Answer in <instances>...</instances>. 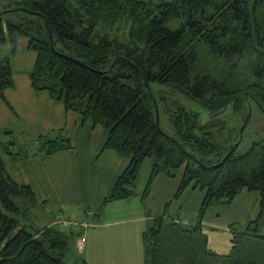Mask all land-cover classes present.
I'll return each instance as SVG.
<instances>
[{"label":"trees","instance_id":"16d2710c","mask_svg":"<svg viewBox=\"0 0 264 264\" xmlns=\"http://www.w3.org/2000/svg\"><path fill=\"white\" fill-rule=\"evenodd\" d=\"M21 11L32 18L24 16L21 23L5 18ZM114 29H123L127 38L111 37ZM25 37L36 55L32 92L48 93L66 112L77 113L83 125L104 128V150L129 159L104 205L136 195L147 158H155L150 184L165 169L184 166L175 197L190 187L205 191L199 224L167 225L168 208L156 217L155 226L142 235L144 264H214L220 257L226 264H264V139L256 135L260 140L240 149L252 112L239 138L248 103L264 112V0H22L18 7L0 10V46L9 43L15 54ZM245 57L257 59L253 80L246 84L238 76ZM209 59L216 68L204 67ZM221 64L226 69L219 70ZM165 87L216 114L213 120L203 123L198 111L176 99L168 103L159 91ZM16 89L11 59H0V99L13 112L6 92ZM221 108L243 116L241 128H231L224 143L217 139V132L226 129L219 123L225 119L218 120ZM162 113L169 116L172 135L162 129ZM41 139V157L74 149L61 133ZM14 141L0 143V264H68L69 239L76 243L85 235L87 242V231L104 224L95 221L96 214L94 220L66 215L64 207L50 225L34 232L22 226L14 216L22 211L15 197L37 204V196L8 171L9 161L28 160ZM245 189L261 194L260 210L245 231L230 226L231 252L223 258L207 248L204 216L215 203L232 204ZM72 221L93 225L86 229Z\"/></svg>","mask_w":264,"mask_h":264},{"label":"rangeland","instance_id":"374dc122","mask_svg":"<svg viewBox=\"0 0 264 264\" xmlns=\"http://www.w3.org/2000/svg\"><path fill=\"white\" fill-rule=\"evenodd\" d=\"M21 2L22 0H0V10H11L18 7ZM24 16L32 18L22 11L5 14L6 19L15 23L25 22ZM109 32L111 37L127 38V32L123 29H114ZM19 47L18 52L13 54L9 43L0 46V59H11L14 78L17 81L19 92H21V94L17 91L12 93L11 104H13L14 112L7 105L3 106L0 103V143L8 145L9 142L15 140L14 142L17 143L15 150L20 147L28 156V160L26 157L25 161L20 163L9 162L8 164V169L13 172L17 180L23 184H30L37 193V204L31 203L24 195L15 197V202L22 211L19 215H12L18 218L22 226H26L29 231L34 232L36 228L50 225L56 215L60 213V209L64 207L68 208L66 215H75L82 219L94 220L92 214H96L95 221L103 223L105 226L103 229L111 230L113 228L115 230H112V236H107L102 240L111 250H114L117 244L121 260L124 263L130 254L136 252L140 254L143 233L155 226L156 217L165 215V208H168L164 219L167 225L177 222L185 228H190L200 223L205 191L190 187L178 198L175 197L184 175V166L165 169L150 184L155 158H147L143 162L134 187L136 195L133 198L104 205L102 198L107 193V190L104 189L105 185L114 183L113 176H117L121 169L123 171L128 167L129 159L118 156L112 149L101 152L107 138V133L101 126L94 128L92 122L83 125L77 113L64 111L63 105L50 100L48 93L43 92L37 95L32 92L30 74L33 71L36 55L29 49L26 37ZM256 61L257 59L248 60V57L241 59L242 70H239L238 76L242 74V83L246 84L247 81L253 80L251 69ZM204 62V67L216 68L217 62L210 61V59ZM223 68L225 65L221 64L219 70ZM154 87L156 90L159 89L156 85ZM159 91H162L161 93L167 98L168 103L171 99H176L175 101L181 102L188 109L198 111L203 123L210 122L213 120L212 116L216 115L204 110L198 102L184 99L174 90L165 87ZM252 107L253 121L249 130L244 134V140L240 147L242 151L249 147V143L260 140L256 138V135L264 139V112H260L254 104ZM219 113L221 115L218 120L219 118L225 119L219 123L224 124L226 129L217 132V139L219 143H224L231 128H241L243 116L226 108H221L217 114ZM161 119L162 129L172 135L174 130L169 116L162 113ZM8 131L11 133H7ZM60 133L63 137L67 136L71 140L74 146L73 152L65 151L53 157L39 156L41 143L44 142L41 136L53 139L58 138ZM149 184V194L144 196ZM260 198L261 194L258 191L245 189L232 204L218 202L212 205V208L204 216L202 224L203 232L207 235V248L213 253L222 254L223 258L224 255L229 254L232 246L230 226L236 224L237 232L245 231L249 222L257 218L260 210ZM123 209H127L128 212L125 213ZM138 216L147 218L137 223L124 221L123 224L110 226L112 220L123 217L134 219ZM262 227L261 236L264 237V225ZM98 229L100 228H92L87 231V234L94 233ZM124 238L130 239L132 244L138 245L136 251L128 250L130 242L124 243V245L120 244V240ZM74 241L72 237L69 239V249L64 258L68 264H83L84 261H87L86 252L84 253L86 246L84 245L83 249L77 248ZM253 241L257 243L259 239H253ZM100 256L102 257L101 253ZM216 259L214 264H226L221 261V257Z\"/></svg>","mask_w":264,"mask_h":264},{"label":"crops","instance_id":"0c3cea01","mask_svg":"<svg viewBox=\"0 0 264 264\" xmlns=\"http://www.w3.org/2000/svg\"><path fill=\"white\" fill-rule=\"evenodd\" d=\"M15 91L19 92V89H18V85H17V89L16 90H12V91H8L6 92L7 93V99L9 101V103L11 104V96H12V93H15ZM31 92V90H28V92ZM21 94V92H19ZM35 93V92H34ZM36 94V93H35ZM38 95V94H37ZM49 97V96H48ZM51 100V99H50ZM0 103L3 105V106H6L5 104L2 103L1 99H0ZM13 106V104H11ZM65 111V110H64ZM104 130V128H103ZM106 132V131H105ZM107 133V132H106ZM107 137H108V133H107ZM107 140V138H106ZM106 142V141H105ZM104 146H105V143H104ZM100 149V148H99ZM74 150V149H73ZM73 150H70L73 152ZM104 150V147L101 149V152ZM111 150V149H110ZM113 151V150H112ZM65 152V151H64ZM62 152V153H64ZM105 152V151H103ZM114 152V151H113ZM115 153V152H114ZM61 154V153H60ZM116 154V153H115ZM55 156V155H53ZM119 156V155H118ZM23 161V160H22ZM20 161V162H22ZM11 163H15L13 162L12 160L9 161ZM20 162H16V163H20ZM13 167V165H12ZM20 167V166H18ZM13 170H14V167H13ZM8 171L10 172L11 176L17 181V178L15 177V175L13 174L12 171H10L8 169ZM122 169H121V172L117 175V176H113L115 179L113 180L114 183L115 181L118 179V176L121 175L122 173ZM23 177V176H22ZM20 184L22 182H19ZM113 183V184H114ZM27 184V183H26ZM112 184V185H113ZM30 185V184H28ZM105 185V184H104ZM112 185H105L104 189L107 190V193L104 194V197L102 198V200L109 194L110 192V188L112 187ZM35 192V191H34ZM36 196H37V193H36ZM37 202H38V199H37ZM128 206V205H127ZM123 211L126 213L128 212L127 209H123ZM97 218V217H96ZM147 218V217H145ZM143 218L142 216H138V217H134V219H130V218H126V217H123L121 219H115V220H112V223H110V226H115L117 224H123L124 221H132V223L134 222H141L142 219H145ZM107 226V225H106ZM105 226H101L100 229H98V231H94V233H90V234H87V242H86V249L84 251V253L86 252V256L87 257V263L88 264H144V257H145V254H144V251H143V243H141V252L140 254L139 253H132L130 254L126 259H125V262L123 263V261L121 260V255H120V249H118V246L116 244V247L114 250H111V248L107 247L104 243H103V240L102 238H106L107 236H112L113 233H112V230H114L113 228L111 230H106V229H103ZM115 231V230H114ZM117 233V232H116ZM119 236H121V234L117 233ZM141 241V240H140ZM130 242V239L128 238H124L122 240H120V244L124 245V243H128ZM89 243V245L87 246V244ZM137 246L138 245H134L132 244V242L129 243V246H128V250L130 251H136L137 249ZM100 253L102 254V257L100 256ZM118 261V262H117Z\"/></svg>","mask_w":264,"mask_h":264},{"label":"built area","instance_id":"2783aa9c","mask_svg":"<svg viewBox=\"0 0 264 264\" xmlns=\"http://www.w3.org/2000/svg\"><path fill=\"white\" fill-rule=\"evenodd\" d=\"M59 220H60V218H58V222H59ZM72 223H75V224H80L79 226H83L84 228H86V229H88V228H90V227H92V223H90V224H88V223H79V222H76V221H72ZM85 243H86V237H85V235H82V236H80L78 239H77V241H76V243H75V246H77V248L78 247H81V249H83L84 248V245H85Z\"/></svg>","mask_w":264,"mask_h":264},{"label":"water","instance_id":"95a60500","mask_svg":"<svg viewBox=\"0 0 264 264\" xmlns=\"http://www.w3.org/2000/svg\"><path fill=\"white\" fill-rule=\"evenodd\" d=\"M249 104V111H248V117L246 118V121L243 123V125H242V129H241V132H240V141L242 140V135H243V132H244V129H245V127H244V125L247 123V120L249 119V117L251 116V112H252V106H251V104L250 103H248ZM159 115H160V112H159V109L157 108V117H156V120H157V124L160 126V119H159ZM239 141V142H240ZM238 142V143H239ZM234 148H235V146L234 147H232L231 148V152L228 154V156L230 155V154H232V152L234 151Z\"/></svg>","mask_w":264,"mask_h":264},{"label":"clouds","instance_id":"9594fccd","mask_svg":"<svg viewBox=\"0 0 264 264\" xmlns=\"http://www.w3.org/2000/svg\"><path fill=\"white\" fill-rule=\"evenodd\" d=\"M75 245V244H74Z\"/></svg>","mask_w":264,"mask_h":264}]
</instances>
